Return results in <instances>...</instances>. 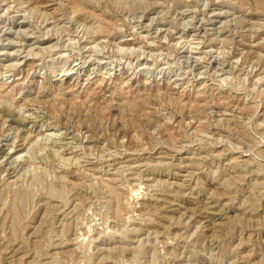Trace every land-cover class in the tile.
<instances>
[{"label": "rangeland", "instance_id": "rangeland-1", "mask_svg": "<svg viewBox=\"0 0 264 264\" xmlns=\"http://www.w3.org/2000/svg\"><path fill=\"white\" fill-rule=\"evenodd\" d=\"M0 264H264V0H0Z\"/></svg>", "mask_w": 264, "mask_h": 264}, {"label": "bare ground", "instance_id": "bare-ground-1", "mask_svg": "<svg viewBox=\"0 0 264 264\" xmlns=\"http://www.w3.org/2000/svg\"><path fill=\"white\" fill-rule=\"evenodd\" d=\"M88 60V59H87ZM66 79H68V78H66ZM63 84H65L66 82H67V80H64V81H61ZM23 147V146H22Z\"/></svg>", "mask_w": 264, "mask_h": 264}]
</instances>
